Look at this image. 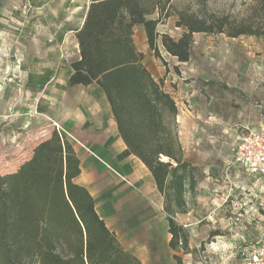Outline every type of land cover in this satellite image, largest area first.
Here are the masks:
<instances>
[{
    "label": "trees",
    "instance_id": "16d2710c",
    "mask_svg": "<svg viewBox=\"0 0 264 264\" xmlns=\"http://www.w3.org/2000/svg\"><path fill=\"white\" fill-rule=\"evenodd\" d=\"M171 1L90 0L76 32L79 55L70 64L68 85L97 84L105 92L126 144L124 154L149 168L165 198L170 247L182 264L177 252L188 248L189 235L174 217L185 212V193L195 190V180L184 158L177 101L164 79L143 63L134 31L143 26L157 57L162 47L184 63L196 33L264 35V0H253L249 17L239 22L177 10L176 26L183 29L177 39L158 31L173 14ZM80 174L74 145L57 130L16 171L0 173V264H142L100 216L93 195L77 182Z\"/></svg>",
    "mask_w": 264,
    "mask_h": 264
},
{
    "label": "rangeland",
    "instance_id": "374dc122",
    "mask_svg": "<svg viewBox=\"0 0 264 264\" xmlns=\"http://www.w3.org/2000/svg\"><path fill=\"white\" fill-rule=\"evenodd\" d=\"M45 1L47 9L42 6L44 0H0V173L3 174L16 171L31 157L35 146L57 130V124L46 115L50 106L43 101L52 94L47 72L59 69L65 75L71 71L78 40L72 33L62 50L63 41L54 42L53 37L60 35L65 39L68 30L61 29V23L74 30L79 27L90 3L79 0L82 7L77 9V0ZM252 2L172 0L173 14L159 24L158 31L175 39L180 37L183 29L176 26L177 10L200 17L226 15L239 22L249 17ZM134 41L143 54V63L157 79H164L165 88L176 99L182 134L207 133L215 145L232 150L240 136L261 127L264 35L231 37L227 33H196L190 60L184 63L170 57L162 47L161 57H157L143 28L138 26ZM37 101L39 113H29L27 108ZM197 112L201 119L195 120L192 115L197 116ZM237 191V199L230 197L219 208H215L212 200L199 208L202 215L212 214L214 220L218 214L225 219L238 218L234 232L224 229L215 235L189 236L188 248L182 247L177 252L182 264H235L252 245L264 240V180L254 186L246 178ZM187 208L186 204L185 211ZM157 232L156 238L143 236L135 244L137 248L146 245L149 253H134L141 260L143 256L149 257L151 264H178L173 256L175 251L166 241L171 234L160 228Z\"/></svg>",
    "mask_w": 264,
    "mask_h": 264
},
{
    "label": "crops",
    "instance_id": "0c3cea01",
    "mask_svg": "<svg viewBox=\"0 0 264 264\" xmlns=\"http://www.w3.org/2000/svg\"><path fill=\"white\" fill-rule=\"evenodd\" d=\"M44 2L45 5L42 6L47 9L49 5L47 1ZM76 4L77 9L82 7L78 5L79 0ZM87 10L88 7L83 13L81 25L75 30L60 24L61 29L68 30L65 39L60 35L53 39L58 43L63 41L62 50L67 45L64 44L67 37L72 33L77 39L76 32L82 27ZM138 27L143 28L142 25ZM75 47L77 56L74 59L79 55L78 42ZM47 73L50 78L47 83L51 84L49 89L52 88V94L43 99L50 106L46 115L63 128V134L75 147L81 160V174L77 182L84 185L93 195L98 213L125 249L132 253H149L150 249L146 245L143 248L135 246L138 244L137 240L143 236L156 238L159 236V228L170 234L165 198L160 193L152 172L137 156L124 154L126 144L119 133L108 98L99 85L69 86L70 70L65 75L59 73V69ZM27 111L38 114V101L31 104ZM196 115H192L195 120L201 119L198 112ZM263 121L264 118L257 130L263 127ZM211 139L212 136L207 133L195 131L182 134L180 130L184 158L190 165L195 190L185 193L189 208L183 213H177L174 218L193 238L219 234L224 232V229H227L228 233L234 232L238 218L225 219L221 217L223 214H218L214 220L212 214L202 215L199 208L208 200H212L216 208L224 205L230 197L237 199V188L246 178L254 186L262 184L264 180L259 173L249 172L234 163L233 149L237 141L232 150H227L222 148L221 144L215 145ZM239 221L242 222L243 219ZM170 240L171 235L166 240L169 245ZM141 261L142 264H151L146 256H143Z\"/></svg>",
    "mask_w": 264,
    "mask_h": 264
},
{
    "label": "built area",
    "instance_id": "2783aa9c",
    "mask_svg": "<svg viewBox=\"0 0 264 264\" xmlns=\"http://www.w3.org/2000/svg\"><path fill=\"white\" fill-rule=\"evenodd\" d=\"M56 126L63 135V128L59 124ZM233 151L234 163L264 177V126L259 130H248L240 136ZM180 244L182 245V240ZM235 264H264V240L253 245L247 254L243 253Z\"/></svg>",
    "mask_w": 264,
    "mask_h": 264
}]
</instances>
